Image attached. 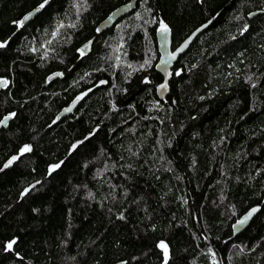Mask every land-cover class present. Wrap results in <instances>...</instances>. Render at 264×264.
I'll list each match as a JSON object with an SVG mask.
<instances>
[{
	"label": "trees",
	"instance_id": "16d2710c",
	"mask_svg": "<svg viewBox=\"0 0 264 264\" xmlns=\"http://www.w3.org/2000/svg\"><path fill=\"white\" fill-rule=\"evenodd\" d=\"M127 1L48 0L19 26L43 0H0V167L31 148L0 173V264H164L161 241L167 264H264V0H137L95 35ZM211 18L159 100L156 28L175 47Z\"/></svg>",
	"mask_w": 264,
	"mask_h": 264
},
{
	"label": "water",
	"instance_id": "95a60500",
	"mask_svg": "<svg viewBox=\"0 0 264 264\" xmlns=\"http://www.w3.org/2000/svg\"><path fill=\"white\" fill-rule=\"evenodd\" d=\"M136 4H137V0H129L123 4L118 5L113 10H111L108 13V15L106 17H104L102 20H100L99 23L96 25V27L94 29L95 35L102 34L103 32L111 29L119 19H121L125 15H127V14L131 13L133 10H135ZM38 7H39V5L34 7L33 9L29 10L28 12H26L20 18L19 21H21L26 15L31 13L32 15L23 25H26L27 23H29L38 13H40L42 11V9H40L39 11H36V9ZM262 12H264V10L263 11L262 10H256V11L251 12L248 16L250 18H252L253 16H255L259 13H262ZM211 22H212V18L207 20L206 22H203L200 25H198L175 47H173V44H172V30H171V28L166 24L168 26V32L163 33L160 30V24L158 25V27L156 28V31H155L156 43H157V52H158V59L155 63V70L161 75L162 80H161V82H159L155 86V90H156V95L159 98V100H165L167 95L169 94L170 80L172 79L173 69H174V66H175L177 60L179 59V57L181 55H183L188 50V48L190 47L191 43L195 40V38L200 33H202L206 28H208V26L211 24ZM19 26H21V25H19ZM94 40H95V36L90 38L89 40L85 41L80 46V48H79L80 54H81V50H83V54H81V56H87L90 53ZM58 74H59L58 72H54V73L50 74L47 77V81L54 80L55 78H57ZM1 85L2 84H0V86ZM161 85H165V87L161 88ZM81 100H82L81 96H76L67 105L63 106L57 112L55 118L51 122V125L59 122L60 120H62L63 118H65L69 115H72L74 113V111L77 109V107L79 106V104L81 103ZM5 117H8V119H7L6 123L0 124V128H2V127L6 128L8 126L9 121L11 120L10 115H7ZM5 117H3L1 120H4ZM73 146L76 147V143L73 144L69 148L66 157H68L74 151L75 147H73ZM22 155L23 154L21 152L14 154L12 157L15 156V157H17V159L14 160L12 162V164L9 165L8 167H5V165L8 163V161L12 157L10 159H8L7 161H5L2 164V166L0 167V173L5 171L7 168L13 166L14 163L17 162ZM55 169H57V168H55ZM260 208H261L260 205H253L250 208H248L243 214H241L239 217H237L235 219V221L231 225L233 236L238 235L239 233L244 231L249 226V224L251 223L253 218L258 214ZM252 209H256V211L252 212ZM250 212L252 213L251 215H249ZM241 221H243V223H241ZM114 264H125V262L119 261V262H116Z\"/></svg>",
	"mask_w": 264,
	"mask_h": 264
},
{
	"label": "snow or ice",
	"instance_id": "6c2138e0",
	"mask_svg": "<svg viewBox=\"0 0 264 264\" xmlns=\"http://www.w3.org/2000/svg\"><path fill=\"white\" fill-rule=\"evenodd\" d=\"M47 3H48V0H43V3H41V4L39 5V7L36 9V11H39L40 9H42ZM31 15H32L31 13L28 14V15H26L21 21L18 22L19 25L23 26V24H24V23L30 18ZM160 30H161V32H163V33H167V32H168V26H167L166 24H164L163 22H161V23H160ZM5 43H6V42H5ZM5 43H0V48L4 47V46H5ZM81 54H83V50H81ZM177 75H179V72L177 73ZM0 84L6 86L7 81H0ZM163 87H165V85H161V88H163ZM12 115H14V113H13ZM7 119H8V117H5L4 120H0V124L6 123ZM73 147H75V146H73ZM30 150H31L30 146L25 145V146L21 149V153H23V152H27V151H30ZM16 159H17V157H15V156L12 157V158L8 161V163L5 165V167H8L9 165H11L12 162H13L14 160H16ZM59 166H60V165H58V164H57V165H53V166H52V169L54 170L55 168H58ZM26 191H27V190H26ZM255 211H256V209H252V212H255ZM251 214H252V213L250 212L249 215H251ZM241 223H243V221H241ZM15 243H16L15 240H12V241L8 242L7 245H6V250H11L12 247H13V245H14ZM158 247L161 248V249L163 250V254H164V264H167V261H168V246H167V244H166L165 242L161 241V242L159 243Z\"/></svg>",
	"mask_w": 264,
	"mask_h": 264
},
{
	"label": "flooded vegetation",
	"instance_id": "af4514ba",
	"mask_svg": "<svg viewBox=\"0 0 264 264\" xmlns=\"http://www.w3.org/2000/svg\"><path fill=\"white\" fill-rule=\"evenodd\" d=\"M124 3H125V2H124ZM122 4H123V3H122ZM119 5H120V4H119ZM116 7H117V6H116ZM114 8H115V7H114ZM114 8H113V9H114ZM113 9H111V10H113ZM111 10H110V11H111ZM110 11H109V12H110ZM133 11H134V10H133ZM109 12H108V13H109ZM107 15H108V14H107ZM107 15H106V16H107ZM106 16H105V17H106ZM119 20H120V19H119ZM119 20H118V21H119ZM118 21H117V22H118ZM117 22H116V23H117ZM115 25H116V24H115ZM0 43H4V42H1V41H0ZM81 45H82V44H81ZM81 45H80V46H81ZM80 46L78 47V57H81V54H80V51H79ZM69 69H70V68H67V70H69ZM1 81H5V80H1ZM4 86H5V85H1L0 87H4ZM76 96H82V93H81V92H78V94H76L74 97H76ZM74 97H73V98H74ZM73 98H71V100H72ZM71 100H69L68 103H69ZM68 103H67V104H68ZM67 104H65V105H67ZM65 105H64V106H65Z\"/></svg>",
	"mask_w": 264,
	"mask_h": 264
}]
</instances>
